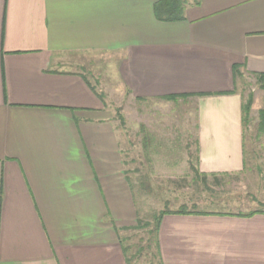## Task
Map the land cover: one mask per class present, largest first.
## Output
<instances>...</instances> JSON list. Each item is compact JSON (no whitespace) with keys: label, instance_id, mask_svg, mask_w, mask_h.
Masks as SVG:
<instances>
[{"label":"crops","instance_id":"0c3cea01","mask_svg":"<svg viewBox=\"0 0 264 264\" xmlns=\"http://www.w3.org/2000/svg\"><path fill=\"white\" fill-rule=\"evenodd\" d=\"M158 1L0 0V264H128L138 215L116 126L72 56H117L135 99H196L197 171L243 170L232 69L264 74V0H187L177 22ZM207 213L163 215L155 264H264V212Z\"/></svg>","mask_w":264,"mask_h":264},{"label":"rangeland","instance_id":"374dc122","mask_svg":"<svg viewBox=\"0 0 264 264\" xmlns=\"http://www.w3.org/2000/svg\"><path fill=\"white\" fill-rule=\"evenodd\" d=\"M71 59L70 66L103 94L116 126L138 215L137 225L121 241L129 264L157 263L155 228L161 212H264V133L257 127L264 91L254 76L242 74L235 81L242 101L252 97L249 120L242 124L243 170L206 176L203 184L204 174L197 171L196 99H135L115 83L117 56L85 54Z\"/></svg>","mask_w":264,"mask_h":264},{"label":"trees","instance_id":"16d2710c","mask_svg":"<svg viewBox=\"0 0 264 264\" xmlns=\"http://www.w3.org/2000/svg\"><path fill=\"white\" fill-rule=\"evenodd\" d=\"M187 4V0H160L157 3L154 4L153 6V11L154 15L157 20L162 21V22H177V21H182L184 19V8ZM234 80L236 81L237 77L242 76V74L239 71L238 66H233L232 69ZM256 78V81L260 87L261 90L264 91V74H255L253 75ZM235 92L232 91V93ZM178 97L186 98L187 96H168L165 98H162L163 100H175ZM252 106V97L249 96L246 101H242L241 104V121L242 124L248 122L249 120V114ZM258 132L259 133H264V102L262 108L258 110ZM201 181L203 184H206L207 177L206 175H203L201 177ZM260 212V211H258ZM172 213V214H193V213H198V214H209L207 212H196V211H187L183 209H179L177 211H167V212H161L158 217L156 218V228H155V233L158 229L159 223L161 221V218L163 215ZM257 213L256 212H251L248 214H230V215H237V216H251L253 214ZM129 264V263H128Z\"/></svg>","mask_w":264,"mask_h":264}]
</instances>
